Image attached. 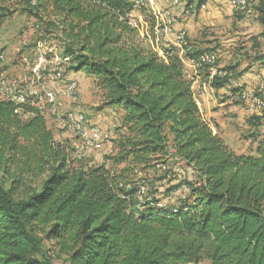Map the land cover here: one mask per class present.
<instances>
[{
  "label": "trees",
  "instance_id": "obj_1",
  "mask_svg": "<svg viewBox=\"0 0 264 264\" xmlns=\"http://www.w3.org/2000/svg\"><path fill=\"white\" fill-rule=\"evenodd\" d=\"M50 1L68 23L66 71L94 78L105 105L120 109L124 135L109 165L92 166L54 137L36 98L0 100V264H41L45 242L66 264H264V137L250 135L252 156L226 145L200 112L198 83L185 78L178 50L160 56L128 25L132 0ZM251 4L264 40V0ZM7 16L0 10V24ZM211 50L191 46L186 56H216ZM220 71L212 88L243 102L234 68ZM245 125L264 126V114ZM169 158L179 164L164 173L177 184L163 193L141 197L143 185L116 173L124 164L162 168ZM175 190L181 199L163 204L159 196Z\"/></svg>",
  "mask_w": 264,
  "mask_h": 264
},
{
  "label": "rangeland",
  "instance_id": "obj_2",
  "mask_svg": "<svg viewBox=\"0 0 264 264\" xmlns=\"http://www.w3.org/2000/svg\"><path fill=\"white\" fill-rule=\"evenodd\" d=\"M32 1L36 3L35 7L28 5ZM198 1L191 0L194 11L191 12L193 14L188 15L185 12L189 5L188 0H180V16L198 23L195 30L193 29L191 38L200 36L199 34L195 36L196 30L201 28L205 30V37L209 40L200 43L196 39L193 42L204 44L207 47L205 49L208 50L216 49L214 53L217 56V64L212 68L194 69L184 52L178 50L175 54L183 64V71H187L202 88L203 93L212 99L204 115L212 123L214 131L236 155L252 156L256 143L250 135L263 138L264 126L249 131L245 121L250 114L244 103L238 96L229 97V90L227 91L226 88L216 92L211 83L220 69L233 67L232 83L241 86L250 96L261 97L264 100V40L259 37L253 12L249 16L238 15L227 6L211 0H206L203 5L206 6L207 12H202L196 10ZM174 8L169 0H144V6L136 13L139 27L135 30L140 36L150 39L154 26L165 17L166 13L171 15ZM0 10L8 15L0 24V45L5 55L0 82L3 81L5 87L14 83L24 96L36 98L44 107V120L54 137L78 145L77 152L86 157L88 164L96 166L106 162L105 164L109 165L107 158L116 154L114 147H117L118 141L124 135L123 115L119 108L105 105L103 92L94 78L83 71L79 73L66 71L62 53L66 41L60 31L66 29L68 23L66 25L62 23L59 11L53 7L50 0H0ZM209 23H213V28L206 26ZM35 25H38V29H35ZM187 42L194 48L203 49L195 46L190 40ZM143 45L146 49L152 45L159 54L166 48L147 40ZM58 69H62L61 79L57 82L47 80V75ZM33 71L38 72L35 75ZM36 76L40 80H37ZM69 77L78 84L74 100L62 95L64 82ZM47 92L54 95L53 104H46ZM196 95L199 107L201 101L197 93ZM79 114L83 115L90 125H96L107 135L108 139L99 149L83 147L76 138L75 132L61 128V122ZM86 129H89V126ZM177 164L179 163L173 158L162 164L164 170L161 167L134 170L124 164L117 166L116 173L122 175L124 182L140 185L139 187L143 185L144 188H141L139 195L142 197L147 193L150 194L154 189L163 193L175 187L177 182L174 185L170 180L171 177L164 172L173 169ZM180 167L185 168L184 165ZM179 174L183 176L182 173ZM181 196V192L175 190L167 197H159L163 204L174 205ZM40 263L66 264L65 258L48 242L43 244Z\"/></svg>",
  "mask_w": 264,
  "mask_h": 264
},
{
  "label": "built area",
  "instance_id": "obj_3",
  "mask_svg": "<svg viewBox=\"0 0 264 264\" xmlns=\"http://www.w3.org/2000/svg\"><path fill=\"white\" fill-rule=\"evenodd\" d=\"M216 2L217 4L225 5L229 9H231L235 13L245 14L247 16L251 15V0H211ZM170 5L172 7H179L180 0H169ZM133 10L127 15L128 25L133 28L137 29L139 24L136 20V13L137 11L144 6V0H132ZM31 6H35V2H30ZM202 12H207V8L205 5H201L198 9ZM189 11H192L191 9ZM173 27L174 21L170 13H166L165 17L154 26L151 31V41L154 44L159 43L160 38L162 36L173 34ZM35 29H38V25H35ZM174 47L179 51L191 54V46L187 42L186 33L184 31H179L175 34V41L174 45L166 44L165 47ZM162 56V54H159ZM5 55L3 52V48L0 45V78H2V64L4 62ZM216 61V56L214 54H201L194 58H189V63L191 64L194 69H200L203 66H209L210 68L213 67ZM35 75L38 71H33ZM62 69H58L53 73L47 75V80L50 82H57L61 79ZM183 74L186 79L189 81H193V78L187 71H183ZM218 76L223 77L225 75L224 72L220 71L217 73ZM37 80H40L38 76H36ZM0 100H7L11 101L16 104H23L26 100V96H24L17 88L14 83L9 84L7 87L4 86L3 81L0 82ZM196 85V84H195ZM78 90V84L76 81L71 79H66L64 82V87L62 91V95L67 97L68 99L74 100L76 98ZM196 90L198 95L200 96L203 93L202 88L197 85ZM46 104H53L54 103V95L50 92L46 93ZM241 99L243 100L247 112L249 114H264V100L261 97L257 96H250L246 91H242ZM40 110H43V105L38 102L36 105ZM61 128L70 129L71 131L76 133V138L82 143L83 147L91 148V149H99L102 143L108 139L107 135H105L99 127L96 125H90L85 119V117L81 114L68 117L65 121L60 123ZM89 126V129L86 127ZM63 141V140H59ZM72 147L77 149L78 145L71 144ZM164 170V167H162Z\"/></svg>",
  "mask_w": 264,
  "mask_h": 264
},
{
  "label": "crops",
  "instance_id": "obj_4",
  "mask_svg": "<svg viewBox=\"0 0 264 264\" xmlns=\"http://www.w3.org/2000/svg\"><path fill=\"white\" fill-rule=\"evenodd\" d=\"M192 10V11H189V10ZM226 9V8H225ZM194 10H193V7L191 6V7H189V9H187L185 12H186V14H188V15H191V14H193V13H191V12H193ZM198 11V10H197ZM180 9H179V7H177V8H174V11L171 13V15H172V18H173V21H174V27H173V34H170V35H166V36H162L161 38H160V41H159V44L160 45H163L164 47H165V45L166 44H168V45H174V41H175V34H177L179 31H184L185 33H186V38H187V41H191L195 46H198V48L199 47H203V49H205V48H207L206 46H204V44L203 45H201V44H199L198 42H200V43H204L203 41L205 40V42H206V40L208 41L209 39L207 38V37H205V30H201V29H198V30H196L195 32H196V35L195 36H197V34H199L200 36L199 37H197V38H191L190 36L192 35V33H193V31L195 30V28L198 26V23H196V21H191V20H189V19H187V18H184V17H181L180 16ZM195 13V12H194ZM190 17V16H189ZM212 24L213 23H209L208 25H206V26H211V28H213L212 27ZM237 24H240V23H237ZM241 26V25H240ZM243 26H245V25H242L241 27H243ZM257 28H258V33L260 32V27H259V25L257 24ZM246 28V27H245ZM194 29V30H193ZM201 30V31H200ZM200 32V33H199ZM194 36V37H195ZM199 38H201V39H199ZM196 39H198L199 41L198 42H193L194 40H196ZM155 45H157V46H159L158 45V43L157 44H155ZM205 45H207V43L205 44ZM181 64H182V62H181ZM182 66H183V64H182ZM249 75V74H248ZM72 76H74V75H72ZM68 79H71V80H74L73 78H68ZM198 97L200 98V101L202 102H200L199 104H200V106L198 107L199 108V110H200V112L202 113V115H203V117H205L206 119H207V117L204 115V113L207 111V109L210 107V105H211V98L209 97V95H205V94H201L200 96L198 95ZM197 103V105H198V102H196ZM208 120V119H207ZM58 140H60V139H58Z\"/></svg>",
  "mask_w": 264,
  "mask_h": 264
}]
</instances>
